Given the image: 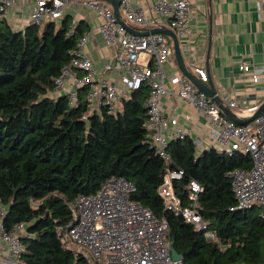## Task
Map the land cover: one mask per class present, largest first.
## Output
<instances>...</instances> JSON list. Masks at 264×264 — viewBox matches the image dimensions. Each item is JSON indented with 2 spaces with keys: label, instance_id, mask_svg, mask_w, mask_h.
<instances>
[{
  "label": "trees",
  "instance_id": "obj_1",
  "mask_svg": "<svg viewBox=\"0 0 264 264\" xmlns=\"http://www.w3.org/2000/svg\"><path fill=\"white\" fill-rule=\"evenodd\" d=\"M70 15L14 31L0 20V212L11 231L24 223L31 233L22 239L26 264H87L64 248L56 232L71 219L78 195L95 193L111 176L135 186L129 199L164 217L167 239L182 264H258L264 259V216L257 206H235L227 173L252 165L249 154L198 150L189 135L171 139L166 157L150 143L144 122L149 87L142 84L122 102L117 114L106 106L88 114L89 85L76 89L77 105L57 94L54 79L75 55L84 20L71 27ZM86 115V118L82 116ZM181 170L176 193L184 197L189 180L203 187L199 210L216 238L180 215L165 210L157 192L167 170Z\"/></svg>",
  "mask_w": 264,
  "mask_h": 264
},
{
  "label": "built area",
  "instance_id": "obj_2",
  "mask_svg": "<svg viewBox=\"0 0 264 264\" xmlns=\"http://www.w3.org/2000/svg\"><path fill=\"white\" fill-rule=\"evenodd\" d=\"M82 1L102 18L99 26L102 39L105 45L114 48L113 64H106L103 69L115 71L117 82L98 80L91 59L84 53L88 40V35L84 33L77 40L75 56L54 79L56 89L64 90L69 104L76 106V89L87 84V113L106 106L109 113L117 114L123 100L133 90L142 84L148 85L144 126L151 145L160 156L166 157L165 148L171 139L189 135L178 127L175 118L163 115L159 106L161 97L167 93L163 65L174 58L171 39L161 33L146 36L130 33L117 22L110 4L97 0ZM119 1V10H123L125 21L143 30L165 26L178 36L188 29L191 6L187 0H155L150 9L160 21L150 18L147 9L138 3ZM14 3L15 0H0V20ZM261 3L264 14V0ZM67 4L68 0H35L29 15L30 23L41 25L60 19ZM76 22L72 19L70 26L73 27ZM240 69L250 71L246 63ZM194 72L201 81H207L208 73L204 66H196ZM261 72V69L252 70L254 82L260 79ZM169 81L178 88L180 99L193 105L207 118L212 127L209 134L218 152L231 155L234 151H242L251 158L250 168L234 169L227 173L236 201L230 209H248L264 204V112L249 123L240 125L223 114L218 105L180 71ZM229 105L233 107L236 102L229 100ZM252 109L238 114H248ZM82 118L85 119L86 115ZM193 142L196 147L200 145L198 139H193ZM182 177L181 170L172 169L164 173L157 188L164 209L180 215L195 229L202 230L207 239H215V230L207 228L208 221L199 210L202 185L197 180H189L185 195L181 198L175 191V182ZM134 190L135 186L128 180L111 176L95 193L78 195L70 204L71 219L68 225L56 230L62 246L83 256L87 264H182L181 259L175 260L171 256L167 220L156 217L149 207L130 200L129 195ZM2 215L3 212H0V264H26L22 259L26 250L22 239L30 238L31 233L24 223L15 224L11 231L5 230ZM258 264H264V259Z\"/></svg>",
  "mask_w": 264,
  "mask_h": 264
},
{
  "label": "crops",
  "instance_id": "obj_3",
  "mask_svg": "<svg viewBox=\"0 0 264 264\" xmlns=\"http://www.w3.org/2000/svg\"><path fill=\"white\" fill-rule=\"evenodd\" d=\"M131 1L145 7L150 18L160 21L150 9L155 0ZM187 1L191 6L188 29L178 35L186 65L197 77L194 68L204 66L208 73L207 80L213 83L225 104L237 114L257 107L264 100V14L261 0ZM34 3L35 0H15L4 17L12 30L22 31L30 24L29 15ZM119 11L128 26L141 29L125 21L123 10L120 8ZM63 15H70L76 21L84 20L88 24L85 32L88 40L84 46V53L91 59L98 80L116 81L115 71L103 69L106 64H113L114 48L105 45L102 39L99 31L102 18L82 0H68ZM195 47H198L196 54ZM191 51L196 58L192 59ZM243 63L249 66L250 71L240 69ZM253 69L262 71L257 82L251 77ZM163 70L166 74L167 93L160 99L161 113L166 117L175 118L178 127L193 139H198L200 141L198 150L209 147L217 149L209 134L212 127L207 118L193 105L180 99L178 88L169 81L171 76L179 73L176 60L168 59L163 65ZM229 100H234L236 105L231 107Z\"/></svg>",
  "mask_w": 264,
  "mask_h": 264
},
{
  "label": "water",
  "instance_id": "obj_4",
  "mask_svg": "<svg viewBox=\"0 0 264 264\" xmlns=\"http://www.w3.org/2000/svg\"><path fill=\"white\" fill-rule=\"evenodd\" d=\"M101 2H106L111 5L113 14L117 20V22L122 25L124 28H126L130 33H133L135 35L139 36H146L149 33H161L166 36H168L173 45V52H174V58L176 60V64L178 67V70L187 77V79L192 82L198 90L201 92L205 93L206 96L214 102L220 110L222 111L223 114H225L230 120L234 121L237 124L243 125L247 124L250 121L254 120L257 116L262 114L264 112V100L252 111L248 114L245 115H239L236 112H234L225 102L223 101L222 97L220 96L219 92L217 91L216 87L213 85V83L210 80H207L208 82H203L201 81L192 71L191 69L186 65L184 61V56L182 54L180 42L178 39V36L175 34V32L165 26L162 27H157V28H152L149 30H143V29H133L132 27L128 26L124 20L122 19V16L119 11V5L120 1L119 0H97ZM209 29L211 32V17H209ZM210 36V34H209ZM209 44H210V37L208 41V47H207V52H206V68H208V57H209ZM192 50V49H191ZM198 50V47H195V54ZM191 57L196 58V55L194 54L193 51L190 52ZM221 155L222 153L219 152ZM258 209L260 210V213L262 216H264V204H259L257 205ZM252 208V207H251ZM171 256L175 260L181 259V256L175 251L173 246L169 245Z\"/></svg>",
  "mask_w": 264,
  "mask_h": 264
},
{
  "label": "rangeland",
  "instance_id": "obj_5",
  "mask_svg": "<svg viewBox=\"0 0 264 264\" xmlns=\"http://www.w3.org/2000/svg\"><path fill=\"white\" fill-rule=\"evenodd\" d=\"M170 44H171V42H170ZM114 74H115V72H114ZM56 92H57V94L65 95L64 90H57Z\"/></svg>",
  "mask_w": 264,
  "mask_h": 264
}]
</instances>
